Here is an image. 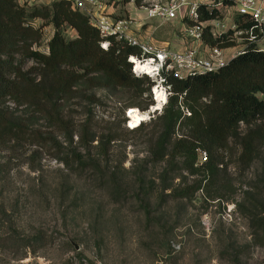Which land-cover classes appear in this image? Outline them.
Wrapping results in <instances>:
<instances>
[{
    "label": "rangeland",
    "instance_id": "374dc122",
    "mask_svg": "<svg viewBox=\"0 0 264 264\" xmlns=\"http://www.w3.org/2000/svg\"><path fill=\"white\" fill-rule=\"evenodd\" d=\"M108 1L114 17L143 23L134 5ZM50 19L31 22L41 29L38 50H47L56 30ZM135 27L153 45L180 47L178 22ZM58 29L77 36L66 22ZM33 65L21 64L31 75ZM90 75L56 100V111L30 99L1 104L14 122L52 141L0 137V264H264L260 120L241 123L225 148L196 147L192 166L193 149H180L176 130L158 158V116L169 97L158 102L151 86L140 93L96 85ZM129 110L139 112L137 123ZM248 134L254 151L243 155ZM36 234L44 245L27 251L24 238Z\"/></svg>",
    "mask_w": 264,
    "mask_h": 264
},
{
    "label": "trees",
    "instance_id": "16d2710c",
    "mask_svg": "<svg viewBox=\"0 0 264 264\" xmlns=\"http://www.w3.org/2000/svg\"><path fill=\"white\" fill-rule=\"evenodd\" d=\"M50 16L56 30L48 41V52H44L33 47L41 38V29L34 27L31 22L37 17ZM63 22L77 31L76 37L67 38L58 29ZM102 40L99 31L88 23L87 17L71 9L67 1L53 2L51 6L27 7L20 5L17 0H0L2 140L5 137L40 138L33 130L20 122H14L7 115L8 112L1 105L6 99H30L37 105L48 103L50 110L56 111V100L72 92V87L89 74L91 83L96 85L134 87L138 88L140 93L149 91L153 81L147 76L134 75L127 59L129 54L138 53L137 49L122 40H115L112 36L109 37L107 49H104L100 45ZM207 40L219 46L231 44L225 38ZM16 55H19L20 61ZM24 59L34 64L33 75L31 70H23L21 64ZM166 81L172 94L169 96L167 107L158 116L163 124L158 143L159 151L154 153L158 158L164 156L176 130L182 134L181 139L176 142L180 149L185 146L193 149L192 153L187 151V156L191 157L189 165L192 166L196 147L202 146L212 153L225 148L230 137L239 136L238 128L241 123L248 126L260 120L264 126V51L255 46L232 58L217 72L199 73L186 79L168 75ZM144 84L146 87L141 88ZM258 94L262 96L259 97ZM181 106L185 107L189 114L183 113ZM261 125L257 132L264 129ZM247 136L248 138H244L243 155L254 151V145L251 144L253 136ZM40 139L43 144L52 141ZM209 166L210 164H207V167ZM2 212L4 213V210ZM42 239L43 236L37 234L27 236L24 238V246L26 249L28 247L27 251L33 252L44 245Z\"/></svg>",
    "mask_w": 264,
    "mask_h": 264
},
{
    "label": "built area",
    "instance_id": "2783aa9c",
    "mask_svg": "<svg viewBox=\"0 0 264 264\" xmlns=\"http://www.w3.org/2000/svg\"><path fill=\"white\" fill-rule=\"evenodd\" d=\"M61 0H18L22 5H49ZM73 10L84 14L95 27L107 49L109 37L133 46L138 53L129 54L131 71L138 77H149L151 91L156 99V89L166 100L171 87L166 77L178 79L205 72H217L229 61L255 46L264 51V0H127L141 12L139 28L133 18L114 17L115 6L108 0H64ZM178 22L180 42L178 48L153 45L135 32L144 23ZM135 29V30H136ZM209 39H227L231 44L219 46ZM48 52V47H46ZM137 62V63H136ZM149 64V67H143ZM202 159L205 152H200Z\"/></svg>",
    "mask_w": 264,
    "mask_h": 264
},
{
    "label": "bare ground",
    "instance_id": "6f19581e",
    "mask_svg": "<svg viewBox=\"0 0 264 264\" xmlns=\"http://www.w3.org/2000/svg\"><path fill=\"white\" fill-rule=\"evenodd\" d=\"M137 63V62H136ZM146 66H148L149 67V64H145L143 67H146ZM156 91V95H157V97H156V99L158 100V102H160L159 100H164L165 98H164V95H163V93L161 92V91H158L157 89L155 90ZM156 108V107H155ZM128 117L130 118V119H132V121L133 122H137L138 120H139V118H140V114H139V112L138 111H136V110H129V112H128Z\"/></svg>",
    "mask_w": 264,
    "mask_h": 264
}]
</instances>
